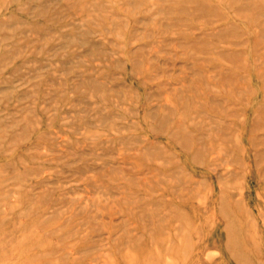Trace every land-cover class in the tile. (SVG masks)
<instances>
[{
	"label": "rangeland",
	"instance_id": "rangeland-1",
	"mask_svg": "<svg viewBox=\"0 0 264 264\" xmlns=\"http://www.w3.org/2000/svg\"><path fill=\"white\" fill-rule=\"evenodd\" d=\"M0 264H264V0H0Z\"/></svg>",
	"mask_w": 264,
	"mask_h": 264
}]
</instances>
